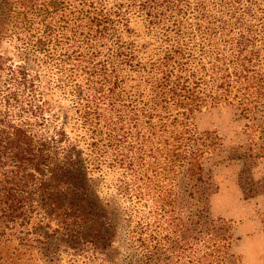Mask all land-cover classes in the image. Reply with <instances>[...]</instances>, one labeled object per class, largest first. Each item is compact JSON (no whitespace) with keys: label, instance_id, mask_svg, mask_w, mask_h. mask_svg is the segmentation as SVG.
<instances>
[{"label":"rangeland","instance_id":"obj_1","mask_svg":"<svg viewBox=\"0 0 264 264\" xmlns=\"http://www.w3.org/2000/svg\"><path fill=\"white\" fill-rule=\"evenodd\" d=\"M46 1L35 0L32 12L26 15L32 23L31 33L43 32L44 21L35 13ZM64 1L62 11L50 14L47 22L53 25L58 21L55 35L62 41L56 51H50L56 53L51 56L67 53L72 57L65 70L46 53H29L23 35L0 38V116L8 122L12 119L32 125L36 135L44 139L63 131L62 148L67 151L61 153L60 161L79 157L83 171L78 170L82 173L78 185L82 191L75 194L76 202L93 216L84 227L64 231L55 221L34 213L24 226L9 231L7 246H1L0 264L10 257L13 264H152L145 251L152 250L158 241L165 243L174 216L161 213L159 199L172 187L163 174L169 161L167 146L164 141L160 145L150 142L148 123L151 120L158 128L169 126L172 118L167 119L166 113L176 107L170 104L152 118L149 112L140 111L147 107L144 103L152 94L156 68L167 54L175 56V74L182 77L181 85L197 96L193 114L197 131H215L221 140L205 157V169L211 171L217 187L210 199V213L214 219L234 222L231 225L237 240L232 250L243 264H264V157L232 158L234 148L249 145L253 130V146L264 143L257 130L258 123L264 126V0H178L174 12L160 10L155 25L149 24L147 11L157 1L165 4L167 0ZM96 14L112 21L114 33L108 41L95 42L93 65L104 64L118 46H123L132 60L119 74L122 107L110 112L107 102L97 101L100 103L87 109L93 122L97 119L90 126L82 117L86 109L79 106L72 92L71 81L86 85L85 75L74 67L78 48L73 34L78 28L88 32L89 19ZM238 19L252 29L248 52L253 55L247 56L249 62H239L244 68L236 61V43L231 44L225 36L229 28L222 30L223 24L227 27ZM22 69L35 81V99L44 108V122L7 101L14 89L6 79ZM244 108L256 121L242 115ZM238 150L244 155L246 149ZM130 164L132 170H128ZM40 181L36 180L37 190ZM134 181L145 193L142 199L125 195L127 185ZM33 204H39L37 195ZM167 255L161 264H167ZM216 255L213 242L205 246L193 243L191 249L179 254L177 264H217Z\"/></svg>","mask_w":264,"mask_h":264},{"label":"trees","instance_id":"obj_2","mask_svg":"<svg viewBox=\"0 0 264 264\" xmlns=\"http://www.w3.org/2000/svg\"><path fill=\"white\" fill-rule=\"evenodd\" d=\"M34 1L0 0V38L13 39L23 35L22 41L29 53L43 55L46 53L45 56L53 59L54 56L51 55L56 53L50 51H56L62 41L58 35H55V25L58 21L52 25V21L47 22V20L50 14L62 11L65 1L48 0L38 13H35L44 21L41 35L31 33L32 23L29 21V16H26L32 12ZM176 1L179 3L178 0H167L165 4H158L157 1L155 6L151 5L146 16L149 24L155 25L154 22L161 11L174 12L177 6ZM134 6H137L136 2ZM22 15L25 18L22 19ZM62 20L61 16L59 21ZM89 20L88 32L78 28L73 34V41L78 48L74 52L77 59L75 56L73 59L78 60L74 67L85 75L86 85L75 84L73 80L71 86L79 106L86 109L82 117L88 125L93 126L97 119L93 122L90 117L91 111L87 109H92L94 104L107 102L110 112H117V109L122 107L121 94L118 91L119 74L132 59L127 51L122 49L123 46H118L112 49L113 57L103 61L104 64L100 62L93 65L97 57L95 42L108 41L114 29L111 25L112 21L101 14H96ZM222 30L225 32L228 30L225 36L229 37L231 44L236 43L234 45L238 52L236 61L249 62L247 56L253 55V52H248L252 29L238 19L229 23L227 27L223 24ZM91 31L94 32L91 33ZM50 47L51 49H48ZM174 58L172 54H167L157 66L158 76L154 82L152 94L144 103L147 107L140 111L141 114L149 112V118H152L153 115L158 116L156 113L162 114V111L167 110L170 104L176 107L172 114L166 113L167 119L172 118L169 126L161 125L158 128L151 123V120L147 122L150 129L147 138L150 142L160 145L161 141H164L167 146L169 161L167 168L163 169L166 173L163 174H167L166 178L172 181V187H168L163 197L159 199H161V213H168L174 217L169 222L168 234L164 237L165 243L158 241L152 250L146 249L145 253L152 264H161L165 253L168 254L164 257L167 264H177L179 254L191 249L193 243L203 242L205 246L213 242L217 252V264H243L241 257L234 254L232 250L237 240L235 228L231 225L234 222L224 218L214 219L210 213V199L216 193L217 187L211 171L205 169V157L221 144L219 143L221 140L215 131H197L193 114L197 110L198 99L191 89L181 85L182 77L175 74ZM54 61L63 71L66 69L67 62L72 61V57L65 53L61 57L54 58ZM106 64H111V67L106 68ZM239 65L243 68L245 66L240 63ZM153 66L155 67V64ZM99 67L104 68L98 69ZM0 71H2L1 62ZM96 78L100 79V82L94 81ZM6 81H9L14 89L7 95V101L13 103L12 107L30 113L37 119L41 118L44 122V108L35 99V81L30 74L22 69L17 75L14 73L11 79L8 80L7 77ZM96 84H100L101 87L98 88ZM101 93L104 95H100ZM82 100L85 102L84 106ZM242 115L249 121H256V117L250 115L248 108L243 109ZM253 127L254 123L251 125V128ZM257 130L261 133L259 139L263 140L264 126L258 123ZM253 131L249 133V145L234 148L235 153L232 158L264 157V143L261 147L253 146ZM63 138L64 133L61 129L56 131L55 137L44 139L36 135L32 125L28 127L22 121L14 123L12 119L8 122L0 116V252L2 247L7 246L8 235H11L9 231L24 226L34 213L41 214L44 220L55 221L57 228L64 231H74L90 222L93 214L88 208L78 204L75 197L76 193L82 191L78 185V178L82 176V173L78 170H82L83 167L77 155L75 159L69 161L65 157L66 163L63 160L60 161L61 153L67 151L66 148H62ZM243 148L246 149L244 155L238 153V149ZM132 167L133 165L130 164L128 170H132ZM37 179L38 182L41 179L38 190ZM139 180L141 181L142 178ZM142 190V187L134 181L127 185L125 195L130 199L133 196L142 199L145 196ZM35 195L38 196V206L33 204ZM2 258L0 257V261ZM9 260H13L12 257ZM9 260L4 261L3 264H11Z\"/></svg>","mask_w":264,"mask_h":264}]
</instances>
